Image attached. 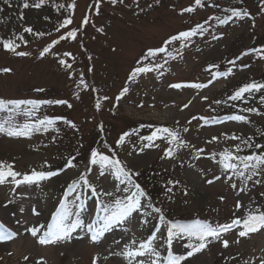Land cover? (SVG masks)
<instances>
[{
    "label": "rangeland",
    "instance_id": "374dc122",
    "mask_svg": "<svg viewBox=\"0 0 264 264\" xmlns=\"http://www.w3.org/2000/svg\"><path fill=\"white\" fill-rule=\"evenodd\" d=\"M87 1L79 0L71 25L64 29H60L57 22L47 24L43 16L45 12L42 14L39 11L27 15L18 30L9 29V33H23L30 44L22 48L24 53H28L24 56L0 51V70H11L0 71V95L8 98L36 97L38 94L33 89L39 90L42 87L65 95L68 88L79 84L81 88L79 87L77 98L80 101H74L70 116L78 123L83 120V131H91L97 117H100L103 123L107 122L112 140L132 119L158 117L162 121L179 123V134L188 147H176L170 158L156 162L158 147L161 145L159 141L154 146H147L145 143L120 144L119 156L134 171L144 170L153 161L162 170L170 171L171 178L180 182L182 190L171 205L180 213L195 214L212 223L220 235L219 238L209 237L207 247L191 257L188 256V252L192 251L190 246L199 241L188 235L186 238L179 235L173 237L171 244L168 243L167 254H159L158 257L150 251H146L143 257L136 258L113 255L139 249L138 244L144 230L141 226V210L133 211L124 222L114 221L103 232L101 229L104 223L99 225L96 239L88 240L87 232L95 219L97 200L91 190L84 186L85 207L81 208L79 205L77 193L82 181L71 184L81 170L80 165H75L59 170L57 175L45 180L21 183L18 186L14 180L9 179L0 184V224L4 225L0 228V234H16L9 239L0 240V264H93L96 257H99L97 264H138L139 261L149 264L151 260L165 264L168 263L169 255L182 257L180 264H264V228L240 237L238 232L243 230L241 225L234 226L228 232L217 227L231 224L233 219H241L246 199L260 190L252 182L238 177L236 171L226 170L220 155L226 146L231 147L240 141L225 138L222 136L224 133L249 135L253 131L252 126L246 121L230 119H207L208 123H205L207 114L204 110L207 103L231 78L219 77L201 89L185 85L180 88L170 87L178 81L192 83L199 68L208 62L219 60L234 38L247 30V26L241 24L233 28H227V25L219 27L217 34L207 35L198 47L184 50L179 60H170L167 63L170 75L163 74L156 78L149 71L139 73L135 78L139 83L133 84L120 97L117 116L112 117L108 109L112 101H107L104 105L97 101L99 109H94L97 102H93L88 93V77L95 84H108L106 87L109 90L106 91L112 97L121 86L133 60L143 49L157 46L162 39L184 28L183 19L177 12L194 0H159L158 3L157 0H141L139 3H132L131 0L120 3L118 0L115 5L103 8L105 12L113 13V18L108 16L110 22L106 24V14L95 16L83 32L77 33L75 38L79 44L76 41L53 44V41L61 39L60 36L66 30L71 27L74 29L80 22ZM242 1L254 18L258 34H263L264 4L261 0ZM5 16L7 15L4 13L3 18ZM1 18L0 23H4L5 19ZM10 18L14 17L11 15ZM101 24L106 26L101 27ZM46 27L49 35L46 38L40 37L38 34L45 32ZM26 28H31L32 32H26ZM8 40L21 39L17 34H12ZM45 44L51 46V53L59 54L58 58L52 59L50 55L38 57L39 49ZM84 51L87 53L84 54ZM59 60L71 65L70 69L61 67ZM262 65L260 63L257 68ZM88 66L91 71L87 69ZM246 70L247 68H236L232 78L238 79ZM81 74L84 84H80ZM198 80L201 81V78ZM140 103H144V106L137 108L136 105ZM151 109L156 112H151ZM249 118L262 122L261 117L250 115ZM213 137L217 139L213 140ZM41 140L43 136L14 137L0 133V157L20 173L18 180L22 181L24 175H30L34 166L55 161L53 148H35ZM247 175L248 172H245V176ZM87 177L101 195L116 192L120 182L112 175L111 165L102 167L99 163H90ZM216 177L220 179H215ZM209 180L214 182L210 184ZM237 201L241 205L239 208L236 207ZM62 206H66L70 212L64 224L71 227L78 222L79 226L67 237L54 243H39V239L45 238L49 231L56 230ZM31 229L37 230L36 236L31 234ZM164 234L165 227L161 226L155 241H162ZM224 240L228 241L227 247L223 244Z\"/></svg>",
    "mask_w": 264,
    "mask_h": 264
},
{
    "label": "snow or ice",
    "instance_id": "6c2138e0",
    "mask_svg": "<svg viewBox=\"0 0 264 264\" xmlns=\"http://www.w3.org/2000/svg\"><path fill=\"white\" fill-rule=\"evenodd\" d=\"M8 0H5V3H7ZM111 2L113 4L117 3V0H111ZM120 3H123V0H119ZM159 2V0H157V3ZM41 3H43V0H41ZM41 3L35 4V7H40ZM96 3H99V0H96ZM195 3L197 5H201V0H195ZM261 3L264 4V0H261ZM23 7L27 8L29 7L28 3H24ZM184 12H192L194 11L193 8L189 7L186 9H183ZM247 12H244L243 15H247ZM232 15L234 16H241V12L233 10L232 11ZM225 20H222L221 23H225ZM71 20L68 19L66 21V24H70ZM84 23H87V18H85ZM64 25H62L63 27ZM197 29L202 30L203 29V25H197L196 28L191 29L189 31H185V32H181L179 33L178 37H172V40H176L179 38H188L190 36H193L196 34ZM26 32H32L31 28H26L25 29ZM40 35H43L42 33ZM68 37L71 38H75L76 37V32L75 31H71L68 32ZM66 37H61V39H65ZM59 41H53V44L58 43ZM3 47L5 48V50L10 51V52H14L16 55L19 56H24V55H28V53H24V52H17L16 48L18 47V45H16L14 43V41L8 40V41H3ZM50 47H46L42 52H41V56H43L45 53H47L50 50ZM165 49L160 48V49H156V50H152L150 49L147 53V55L145 56V59H147L149 56H155L156 53L158 51H164ZM253 51H257V52H264V49H254ZM66 55H70V54H66ZM264 58V57H262ZM60 63L62 65H65V61L61 60ZM66 67H71V65H65ZM151 69H149L148 67H139L136 68L131 74H130V79H134L135 76L138 73H142V72H148ZM0 71H4V72H9L11 71L8 68L2 69ZM89 71H91V69H89ZM83 74H81V81L80 84H84V80H83ZM183 85L181 84H174V85H170V87L173 88H180ZM193 87H204V85H200V84H195V85H191ZM85 87H87V85H85ZM261 88H264V84H257L255 82L250 83L245 85L244 87L240 88L234 96L230 97V99H239L244 93L246 92H251L253 90H259ZM128 88L125 87L124 89H122V94L123 93H127ZM120 97H118L117 99H119ZM105 99H107V97H105ZM206 99V97H205ZM38 101H3L0 100V106H3L5 104H13L15 105L17 108L20 105L23 104H30V105H37ZM47 103H51V102H47ZM55 103H66V101H55ZM216 103H220L219 101H216ZM70 106V105H69ZM99 102H97L96 107L99 109ZM184 107H187V105H185ZM249 111H254L253 109H249ZM228 119L230 120H234V121H246L247 117L243 116V115H232L229 116ZM41 125L47 124V125H51L54 123V121L52 119H46L45 121H40L39 122ZM71 124V122H68ZM205 123H208V120L205 119ZM72 127H75L74 124H71ZM33 130V126L31 124H24L22 129H13L12 127L9 128H5L3 123H0V131H7L8 135H28L31 131ZM185 131H187V129H185ZM157 133H167L169 136H171L173 138V140L177 139V133L164 127V128H157L156 132L153 133L152 136L146 137L144 139H147L149 141H152L156 138V134ZM129 135V133H125L124 135L121 136L120 140L117 142L118 144H123L125 142V136ZM232 139H238V137H231ZM213 140H216L217 137H213ZM244 143L246 145H248L249 147H251V145L249 144V142L246 140L244 141ZM181 144H183V141H181ZM256 147L258 148H264V145H256ZM236 150L237 152L240 151L239 145L236 146ZM202 151V150H201ZM172 151L169 150L166 152L167 156H172ZM222 156V163L223 166L226 170H232V171H237L238 175L243 177L245 180H251L253 176L259 175L261 172H264V153L262 154H256L253 153L251 155H247V156H238L233 154L230 151H225L223 153L220 154ZM92 159L91 162L93 164H97L99 163L102 167L104 166H108L111 165L113 168L116 169V172L118 174V178L119 176H124L126 178H128L129 180H131V177L134 175H139V173H132L131 170H126L125 166H123L121 164V162L118 159H113L110 158L108 156L99 154L96 151H93L92 154ZM75 158H71L67 161V166L68 167H74L75 165L72 163V160H74ZM234 161H239V164L234 163ZM241 166H242V170H241ZM245 172H248V175L245 176ZM57 172H36L33 171L30 175H24L23 180H15V177H17L18 175H20V173H17L15 171L12 170V166L11 165H7L4 162L0 161V184H3L8 177H12L13 180H15V183L19 186L21 183H33L34 181H40V180H45L48 179L52 176L57 175ZM81 180H83L84 184L87 185L88 187H92V185L89 183L87 177L85 176H81L80 177ZM215 179H220V177H216ZM123 182V181H122ZM213 180H209L208 183H213ZM76 181L73 182V184H75ZM172 183V182H170ZM175 183H179L178 181H176ZM256 183H260V181H256ZM136 189L138 190L137 192H133L132 195L127 197V202L125 203L122 200H116L114 202V210L110 209V207L108 205H105L103 208V211L105 213H109L111 212L110 215H105L104 216V226L101 229V232H103L104 230H107V228L114 222V221H119L122 220L123 218L129 216L135 209H137L138 207H140V196H143L145 193L143 192V190L140 189V185L136 184L135 185ZM126 191L128 190L127 188L125 189ZM93 191H95V189L93 188ZM169 192L172 191L171 188L168 189ZM106 195H111V193H106ZM78 199V198H77ZM221 199H223V197H221ZM82 206V205H81ZM241 205L239 203V201H237V205L236 207L239 208ZM156 212H160L161 209L157 208L155 209ZM70 215L69 209L66 206H62L61 209L59 210V217H58V224L56 225V230L55 231H49V233H47V237L46 238H41L39 239V243L41 244H47V243H54L56 240L59 239H63L64 237H67L69 235V233L74 230L76 227L79 226L78 222L76 224H72L71 227H68L67 225L64 224V220L67 216ZM161 220L164 219L163 216L160 217ZM237 225H241L242 229L241 231L238 232V236L240 237H246L249 233L252 232H257L260 231L262 228H264V212L258 213V214H253V213H249L247 215L246 218H244L243 220H241L240 218H236L233 219L231 224H224V225H218L217 227L223 231V232H228L230 231L234 226ZM4 225L0 224V228H3ZM31 234L33 236H36L37 234V230L36 229H31ZM168 234H169V239H168V243L171 244L172 242V238L175 236H178L180 234H186L189 237H195L197 241H199L198 244L194 245V246H190L192 247V251L188 252V256L191 257L192 255H194L195 253H198L202 250H204L207 247V240L209 237H214V238H219L220 232L217 231V228H213L209 223L205 222V221H201L199 219L194 220L192 223L190 224H180V223H175V224H171L168 228ZM15 233H10L9 235L5 236L0 234V240H5V239H9L12 236H15ZM239 242V241H237ZM135 243V242H133ZM223 244L225 247L228 246V241L224 240ZM127 248V246H126ZM146 251H151L155 256H159V253L155 252V249H152L151 246V242H147V243H142L139 245V249L132 251V250H125L122 253H113V255H124L125 257H132V258H136V257H143L145 255ZM99 259V257H96L93 259V264H97V260ZM105 259H107L105 257ZM182 259V257H174L169 255L168 257V264H180V260ZM138 264H145L144 261H139ZM149 264H158L157 260H151L149 262Z\"/></svg>",
    "mask_w": 264,
    "mask_h": 264
},
{
    "label": "trees",
    "instance_id": "16d2710c",
    "mask_svg": "<svg viewBox=\"0 0 264 264\" xmlns=\"http://www.w3.org/2000/svg\"><path fill=\"white\" fill-rule=\"evenodd\" d=\"M11 1L13 0H8L7 3H5V0H0V16L3 13V6H7V7H12L15 8V10L18 12V16L20 13V9H19V4L12 5ZM19 1L22 4H24L25 2L28 3V0H16ZM54 0H51V4L53 5V7L55 9H57V6L60 7L61 9H57L55 10L57 14L53 15L51 17L50 24H53L54 22H60L63 21L65 19H70L72 20V15H73V1L72 0H66L64 1V5L62 4H58L53 2ZM111 1V0H110ZM141 0H133V3H139ZM37 2H41V0H37ZM118 3V0H117ZM116 4V3H115ZM112 3V5H115ZM111 3L108 0H99V3H96V0H88L86 3V9L84 12V15L81 18V25H87V23L89 22L88 19H90V15L91 12L90 8L91 7H95L96 12L94 13L97 14L98 17H101L103 14H106L107 17V22H110V18H113V13L112 12H105L104 9L109 8L111 6ZM194 5H197L195 2L190 4L189 6H187L186 8H193ZM200 6V5H198ZM236 6H240L236 7ZM236 6L231 5V4H224L223 0H214L213 5H210L209 9H210V14L214 15V18L216 20L218 19H223L225 17H230V16H234L232 15V11L236 10L241 12V16L239 17H243L245 15H243L244 12H247V6L244 3H240V4H236ZM66 7V8H65ZM223 8V9H216V8ZM104 8V9H103ZM185 8V9H186ZM73 9V10H72ZM72 10V11H71ZM193 13V11L191 12V14ZM57 17H62L59 18L60 20H56ZM85 18H87V23H84ZM13 19V18H11ZM106 24L104 26H106ZM195 27H191V29H194ZM71 32V31H70ZM68 34V33H67ZM67 34L65 36H67ZM189 38H192V36H190ZM183 38H179L177 40H181ZM251 44V46H255V49H264V33L263 34H258L257 31H255V34L251 37H249L248 40H246V44ZM19 47V46H18ZM17 47V48H18ZM172 47V45H171ZM170 46L167 47V50L171 49ZM243 45H241L240 48H242ZM16 48V49H17ZM173 50L171 49V52ZM256 59H260L262 57H264V52H258L255 54ZM146 54H143V58L140 57L139 59V66L141 67H145V63L147 64H152L154 63V59L152 58V56H149L147 59H145ZM156 56V55H155ZM154 56V58H155ZM257 83V84H264V68L260 69V70H256L253 72V74H249L248 76H245L242 79V82H240V84L243 83V85H247L250 83ZM90 84V82H89ZM234 85L233 89H230L229 91L231 92L236 90L238 91L241 88V85ZM92 88V87H91ZM94 91V90H93ZM92 98L95 99V94H93L91 92ZM232 104H236L237 109H259V108H264V88H261L259 90H253L251 92H246L244 93L240 99H237V101H231ZM5 107L7 109L10 110V112L8 113H1L0 111V120H3V122H5L9 127H12L14 130L15 129H22L24 124H30L31 121H36V123L34 125H40L41 128H51L53 130H55L56 135L53 136V140L56 139H65L66 141H64V145L59 147V150L62 151V154L64 155V157H62L61 160V164H66L67 161L71 158H75L74 160H72V162H77V161H82L84 166L86 167L90 156L92 154V152L94 150H99L100 147L103 146H99V141H97L98 138H100V142L101 145H105L104 147L107 148L108 152H110V155L112 156L113 159H118L121 164L123 166H125L122 161L117 157L116 155V146L114 145V147H109L108 144V139H109V135L106 136V132L104 127L100 124L97 126V128L95 130L87 131V133H84V135H82L81 131L78 129V127H72L70 123H68L69 121L64 117V116H59L58 118H54L53 121L54 123L51 125H41L39 122L40 121H45L46 119H48L47 114L45 113V108L41 107L37 113L32 115V120L31 121H22L21 117L22 115L25 114V110L30 107V106H24L22 109L21 108H17L16 106L12 105V104H7L6 106H0V110ZM31 112V110L29 111V113ZM117 116L116 113H112V117ZM166 126H158V125H154L151 123H143L140 121H130L128 124H125L123 126V128L121 130H119L116 134L120 135L119 139L121 138L122 135H124L125 133H129V135L125 136V140H127L128 138H135V139H142L144 137L153 135V133L156 132L157 128H164ZM167 128V127H166ZM169 129V128H168ZM113 131V129L111 130ZM112 133V132H111ZM157 136L165 137L167 138L169 135L167 133H157ZM56 138V139H55ZM248 141L249 144L251 145V147H249L248 145L245 144V149L244 150H240L237 152V150L235 151H230L235 155L238 156H247V155H251L253 153L256 154H262L264 153V148H258L256 147V145H264V127L260 126V125H256V130H255V135L252 137H248L245 138V141ZM60 142V141H58ZM74 142V144L72 143ZM70 143L72 144V146H70ZM112 148V149H111ZM115 169V168H114ZM127 170V169H126ZM116 172V169H115ZM117 174V172H116ZM134 182L138 185H140V189L143 190V192L145 193L142 197H145L148 199L149 201V206L152 207V204H154L155 201V197L157 196H164L167 194L168 189L170 188V184L166 181L163 184L161 182H159V178L158 176L154 173V167L150 166L148 167L145 171L139 173V175H134L132 176ZM132 195L131 190L125 192V194L123 195H119L117 197V200H122L125 203L127 202V197ZM147 199H145L147 201ZM147 201V202H148ZM257 208H255V213H261L264 212V203L262 205L256 206ZM253 213V214H255ZM173 216H171V210H168V214H167V218L171 219V221H175L177 223L180 224H190L193 221H186L189 217L187 215H176L175 217L171 218Z\"/></svg>",
    "mask_w": 264,
    "mask_h": 264
},
{
    "label": "bare ground",
    "instance_id": "6f19581e",
    "mask_svg": "<svg viewBox=\"0 0 264 264\" xmlns=\"http://www.w3.org/2000/svg\"><path fill=\"white\" fill-rule=\"evenodd\" d=\"M194 7H195V5H194Z\"/></svg>",
    "mask_w": 264,
    "mask_h": 264
}]
</instances>
